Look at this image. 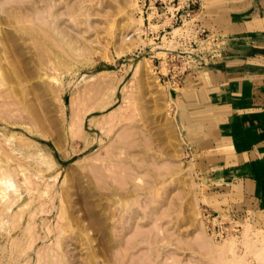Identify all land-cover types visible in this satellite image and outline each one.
<instances>
[{"label": "rangeland", "instance_id": "rangeland-1", "mask_svg": "<svg viewBox=\"0 0 264 264\" xmlns=\"http://www.w3.org/2000/svg\"><path fill=\"white\" fill-rule=\"evenodd\" d=\"M153 1L0 0V264L264 263V216L193 134L225 43Z\"/></svg>", "mask_w": 264, "mask_h": 264}, {"label": "crops", "instance_id": "crops-1", "mask_svg": "<svg viewBox=\"0 0 264 264\" xmlns=\"http://www.w3.org/2000/svg\"><path fill=\"white\" fill-rule=\"evenodd\" d=\"M183 5L225 43L224 58L203 72V92L189 94L205 105L203 115L196 116L204 125L193 134L213 139L204 144L211 154L204 170L246 193L264 216V64L251 63L252 56L264 55V0H186Z\"/></svg>", "mask_w": 264, "mask_h": 264}, {"label": "built area", "instance_id": "built-area-1", "mask_svg": "<svg viewBox=\"0 0 264 264\" xmlns=\"http://www.w3.org/2000/svg\"><path fill=\"white\" fill-rule=\"evenodd\" d=\"M157 1H159V3H161V4H163L164 7H166L164 4H170V6L172 7V10H171V12H169L168 15L172 19V21H174V22L177 21V20L180 21L181 20V16L189 17V13H188L187 10L186 11H182V13L181 12L179 13V11L181 9H184V7L182 5L179 8L178 0H176V1H174V0H154L152 4L154 5ZM143 3H144V0H143ZM143 3H142V5H143Z\"/></svg>", "mask_w": 264, "mask_h": 264}, {"label": "bare ground", "instance_id": "bare-ground-1", "mask_svg": "<svg viewBox=\"0 0 264 264\" xmlns=\"http://www.w3.org/2000/svg\"><path fill=\"white\" fill-rule=\"evenodd\" d=\"M135 3V2H134ZM152 6H153V4H151ZM151 5H149L148 7H147V9H151ZM154 7V6H153ZM155 8V7H154ZM146 9V10H147ZM168 9L170 10V9H172V7L169 5V7H168ZM154 11V10H153ZM170 12V11H169ZM150 14H151V12H150ZM151 16V15H150ZM132 18V17H131ZM134 18V17H133ZM169 18V17H168ZM134 20V19H133ZM136 22H137V19H136ZM136 24V23H135ZM137 33V32H136ZM159 52V51H158ZM162 53V52H161ZM184 92V91H183ZM13 169V168H12ZM9 172V171H8ZM10 174V173H9ZM8 175V174H7ZM6 176V175H5ZM7 177H10V176H7ZM2 178H4V177H2ZM0 189L2 190V192H5L6 193V190H7V188H10L9 186L10 185H12V180L10 179V178H4V179H0ZM13 189H14V187H13ZM35 190V189H34ZM13 192V191H12ZM30 192V191H29ZM3 194V193H2ZM7 194V193H6ZM2 196V195H1ZM4 196V195H3ZM7 198V197H6ZM5 199V198H4ZM263 241V240H262ZM261 241V244H263V242ZM251 243V242H250ZM248 244V243H247ZM257 244V243H256ZM256 244H254V245H256ZM260 244V245H261ZM259 245V244H258ZM260 245H259V247H260ZM219 246V245H218ZM257 246V245H256ZM255 246V247H256ZM263 246V245H262ZM261 246V247H262ZM222 247H223V244H222ZM249 247H250V245H249ZM252 247H254V246H252ZM258 247V248H259ZM223 248H225V246L223 247ZM251 248V247H250ZM257 248V249H258ZM257 249H254L253 250V253L255 254V255H257V256H259V257H262V255H261V252L259 251V250H257ZM263 249V248H262ZM223 251V250H222ZM229 251H230V249H229ZM250 251V250H249ZM231 252V251H230ZM263 252V251H262ZM251 253H252V251H251ZM263 254V253H262ZM256 256V257H257ZM238 260V259H237ZM241 260V259H240ZM240 260H238V261H240ZM243 260H244V257H243ZM257 260V259H256ZM242 261V260H241ZM240 261V262H241ZM241 263H243V261L241 262ZM240 263V264H241ZM264 264V263H263Z\"/></svg>", "mask_w": 264, "mask_h": 264}]
</instances>
